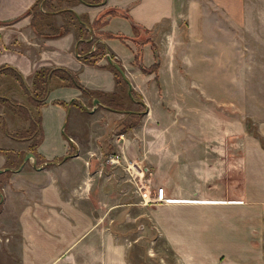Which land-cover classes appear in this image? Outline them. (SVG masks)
Segmentation results:
<instances>
[{"label":"crops","instance_id":"obj_1","mask_svg":"<svg viewBox=\"0 0 264 264\" xmlns=\"http://www.w3.org/2000/svg\"><path fill=\"white\" fill-rule=\"evenodd\" d=\"M36 1L0 0V28H4L0 31V66L8 64L19 70L30 87L39 68H67L95 97L90 108L91 97L80 89L54 87L39 110L42 140L36 151L31 150V139L10 137L3 129L4 124L8 128L7 122H2L0 129L8 140L3 141L9 145L0 142V148L12 153L0 152V229L10 237L0 241V264H148V250L153 247L160 248L162 256L165 253L161 248L166 247L175 257L170 264H221L222 260L226 264H264V188H259L257 206L253 200L251 206L244 176L237 185V177L228 179L225 197L210 194L226 201L183 200L157 208L122 207L119 200L130 196L120 189L110 190L107 181L110 175L118 173V167L107 165L103 154L112 125L123 115L108 108L104 99L118 93L120 87L109 67V56L102 54L95 65L86 64L81 56L86 50L91 54L102 40L105 50L123 65L127 82L140 90L149 104L150 96L158 94L155 73H144L134 63L138 45L132 40V23L123 15L112 17L102 30L129 38L107 39L95 31L96 37L92 34L88 44L79 47L74 27L65 35L46 38L29 25L31 15L12 25L5 24ZM85 1L94 5L53 0L58 12L49 13L46 18L55 28H62L69 19L61 11L64 9L82 15L89 23L107 7L125 9L151 39L140 48L143 64L152 66L158 56L160 73L168 62L165 56L180 54L186 40L202 38L207 22L216 23L222 12L233 18L243 11L239 0H103L100 4L95 3L97 0ZM44 22L45 19L40 23L41 32H53L48 31ZM15 39L18 46L12 44ZM152 43H156V50ZM7 109L10 108L0 101L1 119ZM114 136L117 137L109 142L115 145L119 135ZM114 147L111 155L119 154V148ZM29 153L33 154L30 161L25 160ZM124 154L133 161H141L127 153L126 148ZM63 157L66 158L61 160ZM239 171L244 173L243 169ZM239 171L235 170L236 175ZM194 173L198 176L197 170ZM261 177L264 181V170ZM159 183L166 188L169 198L209 197L202 193V187L186 191L179 185L173 188L171 180ZM143 248L147 254L144 258L139 253Z\"/></svg>","mask_w":264,"mask_h":264},{"label":"rangeland","instance_id":"obj_2","mask_svg":"<svg viewBox=\"0 0 264 264\" xmlns=\"http://www.w3.org/2000/svg\"><path fill=\"white\" fill-rule=\"evenodd\" d=\"M239 1L243 7L240 16L230 18L227 13L222 12L216 23H206L202 38L194 42L186 40L180 54L165 56L168 62L164 65L162 75L159 71L160 64L154 72L158 80V94L150 96L151 104L147 103L140 90L132 88V85L130 88V82H123L120 91L111 94L121 102V111L117 112L123 115L117 124L112 125L113 130L107 135L103 154L107 165L118 167L115 169L118 173L110 175L107 181L110 190L120 189L130 196L119 200L122 207L157 208L183 200L194 203L226 201L219 198V195L225 197L228 179L237 177L234 178L235 184H241L243 176L247 179L245 188L249 187L250 205L252 206L253 200L257 206L259 188H264L261 177V171L264 170V0ZM38 9L47 10L44 7ZM218 11L221 9L218 8ZM19 16L6 24L16 23L21 19L16 20ZM14 20L16 21L13 23ZM44 23L48 26V31L55 29L47 18ZM29 25L31 26V22ZM3 29L0 28V31ZM38 31H43L41 25ZM92 34L96 37V34ZM12 44L19 45L17 39ZM153 44L157 48L156 43ZM105 49L102 40H99L92 54L100 53L103 57L109 56L112 62L119 61ZM122 70L125 72V69ZM19 81L7 75L0 78V95H7L25 106L23 110L7 109L3 112L6 116L1 115L3 119L0 118V128L2 122H7L11 132L27 130L30 125L27 111L36 112L32 100ZM93 98L94 96L88 103L90 108ZM110 99L109 95L104 101L108 103ZM117 101L112 104L118 103ZM136 112L141 114L139 119L133 117ZM126 120H130L133 126L125 134H121L120 129ZM0 134H3V139L0 140L2 145H9L5 143L8 140L4 139L1 129ZM114 134L119 135L115 145L113 141L109 142L117 137ZM119 140L121 141L118 142ZM114 146L119 148V154L123 158L120 165L110 162ZM125 148L127 153L140 157L141 161L138 162L142 165V170L141 166L138 168L139 173H144V180L135 178L129 172L127 163L132 159L125 156ZM11 157L15 158L14 155ZM195 166L198 167L194 168ZM194 170H197L198 176ZM235 170L239 171V175H236ZM167 180H171L172 183L169 184L173 188L179 185L186 191L202 187V193L209 197L205 200H185L167 196L166 202L155 204L153 198L156 197L157 188L163 187L167 195L166 188L159 183ZM211 193L219 197L213 198ZM261 207H264V200L261 201ZM9 239L6 231L0 229V241ZM157 249L158 253L155 251ZM149 250L151 262L148 264H170L175 259L166 247L161 248L164 256L160 253V248L153 247ZM139 253L141 257L147 256L145 248ZM221 264L226 262L222 260Z\"/></svg>","mask_w":264,"mask_h":264},{"label":"trees","instance_id":"obj_3","mask_svg":"<svg viewBox=\"0 0 264 264\" xmlns=\"http://www.w3.org/2000/svg\"><path fill=\"white\" fill-rule=\"evenodd\" d=\"M65 1H69L73 4L78 3V2H84L89 5H94V2H87L85 0H65ZM102 2L103 0H97L95 3L100 4ZM41 5L42 7L47 9L46 12L44 10L38 9V7H40ZM61 11L64 14H66L69 19L66 20L62 28H55L54 30H52L53 31L52 33H43V32L40 33L38 31V27L41 21L44 20L49 13L58 12L55 10V4L53 0H37L27 10L25 14L19 16L16 20H19L20 18L24 16L31 15L32 16L31 17V27L35 29L37 34L43 35L46 38L59 37V36L65 35L71 31L72 27H74L76 37H77V46L79 47V46L87 45L89 36L95 31L98 34L104 36L105 38H119L121 40H124L125 38H129V36H126L123 34H114V33L106 32L102 30V28L109 23L112 17L123 15L131 21L132 27L134 30V36L132 37V40L135 41V43L138 45V51L135 53L134 63L140 66L141 70L144 73H154L158 70L159 68V62H158L159 57L158 56H156V62L152 66L150 67L144 66L143 61H142L143 55H142L140 48L143 46V44L150 41L151 39L147 36V34L144 33V31L146 32L147 30H145V28L144 30H142L143 27L134 21V19L128 13L127 10L122 9L120 7H114V6L107 7L99 13L97 18L92 23L85 21L82 15L77 14L71 9H64ZM16 20H14L13 23ZM153 47L156 50V47L154 44H153ZM101 58H102V54L100 53L90 54L88 53V50H86L84 54L81 56V59L83 60V62L89 65L97 64V62ZM109 67L113 71L119 87L122 85L123 82L126 81L127 83V79L121 73V69H124V68L119 61L110 63ZM2 74H7L8 76H11L13 78L20 80L19 81L20 85L22 86V88H24V91L32 100L34 107H36V112H33L32 110L27 111L30 117V120H31V127L28 128L27 130H23L19 132H11L10 130H8L5 124L3 126L4 131L9 136H11L13 139H16V140L31 139V150L32 151H36L37 146L41 143V140H42V135H41L42 127H41V120L39 117L40 115L39 110L43 105H45L48 95L54 87H57V86L75 87V88L80 89L84 95L89 96V97H92V96L95 97L93 92L85 88V86H83L77 80L75 74L72 71H70L67 68H63V67L55 68V67L44 66V67L39 68L34 75L32 87L28 86L25 83L23 75L21 74V72H19V70H17L14 67H11L8 64H4L0 66V77L2 76ZM112 95H110L111 99L109 100V102L106 103L107 107L110 109H114L115 111H121L119 108V106L121 105V102L115 100V98ZM0 101L12 110H16L15 109L16 107H19L21 109L24 107L21 104H19V102L16 99H13L6 95H0ZM115 101H117L118 103L112 104V102H115ZM57 103L66 105L65 102H57ZM139 104H142L143 106V103L139 102ZM140 115L141 114L136 112V114H134L133 117H136L139 119ZM132 126L133 125L130 120L124 121L119 133H126L127 131L131 129ZM0 152L9 153L11 151L0 148ZM65 158L66 157H63L61 160H64Z\"/></svg>","mask_w":264,"mask_h":264},{"label":"built area","instance_id":"obj_4","mask_svg":"<svg viewBox=\"0 0 264 264\" xmlns=\"http://www.w3.org/2000/svg\"><path fill=\"white\" fill-rule=\"evenodd\" d=\"M123 160V158L119 155V154H114L111 156L110 158V162H112L113 164H119L120 162ZM138 166H141V170H142V165L139 162L130 160L127 163V168L129 170V172L135 177L140 179L141 181L144 180V173L140 172L139 173V168ZM167 195L165 192V189L163 187H159L157 188V193H156V197L153 198V200L155 201V204H160L161 202H166L167 199Z\"/></svg>","mask_w":264,"mask_h":264},{"label":"water","instance_id":"obj_5","mask_svg":"<svg viewBox=\"0 0 264 264\" xmlns=\"http://www.w3.org/2000/svg\"><path fill=\"white\" fill-rule=\"evenodd\" d=\"M121 72H122V74L124 75V76H126L125 75V72L121 69ZM129 86H130V88H131V83H129ZM98 102V99H95V103H97ZM33 156V154L32 153H29L27 156H26V158H25V160H29L30 159V157H32Z\"/></svg>","mask_w":264,"mask_h":264}]
</instances>
